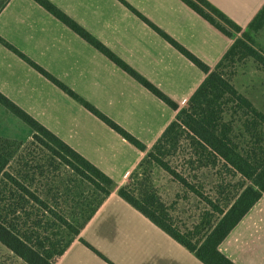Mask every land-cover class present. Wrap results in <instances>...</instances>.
Instances as JSON below:
<instances>
[{"label": "crops", "instance_id": "0c3cea01", "mask_svg": "<svg viewBox=\"0 0 264 264\" xmlns=\"http://www.w3.org/2000/svg\"><path fill=\"white\" fill-rule=\"evenodd\" d=\"M48 1L179 108L187 105L205 74L154 27L210 68L233 43V37L181 0ZM207 1L239 25L241 32L248 31L264 53V24L256 31L249 28L264 9V0ZM0 38L137 138L146 150L175 119L177 111L34 0L6 3L0 11ZM0 92L115 185L54 264H203L117 195L116 189L126 182L145 151L126 141L1 41ZM218 249L234 264H264V192Z\"/></svg>", "mask_w": 264, "mask_h": 264}, {"label": "trees", "instance_id": "16d2710c", "mask_svg": "<svg viewBox=\"0 0 264 264\" xmlns=\"http://www.w3.org/2000/svg\"><path fill=\"white\" fill-rule=\"evenodd\" d=\"M8 1L0 0V11ZM34 1L177 111L175 119L146 150L145 145L137 138L0 38L5 46L26 59L69 95L81 101L85 108L126 141L145 151L144 157L128 174L126 182L116 189L117 195L194 253L203 264H234L219 251L218 245L264 192V113L236 89L231 75L224 71L227 62H233L238 57L251 56L264 72V53L254 48L255 43L249 32H241L239 25L207 0H181L220 32L233 37L229 49L210 68L152 25L205 74L204 80L190 96L187 105L179 108L176 102L123 63L50 1ZM263 24L264 9L254 18L249 28L256 31ZM239 32L241 35L237 36ZM0 105L30 127L33 140L49 152L46 159L49 166L58 159L71 168L79 178V183L86 182L96 191V197L92 201L80 203V210L71 218L53 213L61 222L57 227L62 232L54 233L53 221L46 222L43 233L33 228L21 229L18 227V212L27 215L25 210L29 202L46 205L28 187L31 184L29 179L32 180L35 173L28 175L29 178L26 176L19 179L6 171L11 160L18 154L21 143L0 136V243L26 264H54L114 190V182L1 92ZM27 157H22L24 164L31 162ZM38 167L41 168L42 165ZM155 167L167 172L180 186L205 203L206 208L200 215V221L192 227L178 226L175 223L169 207L155 187ZM207 179L213 185L204 190L203 182Z\"/></svg>", "mask_w": 264, "mask_h": 264}, {"label": "rangeland", "instance_id": "374dc122", "mask_svg": "<svg viewBox=\"0 0 264 264\" xmlns=\"http://www.w3.org/2000/svg\"><path fill=\"white\" fill-rule=\"evenodd\" d=\"M254 48L261 53L263 52L257 44H254ZM18 57L31 68L33 67L26 59L19 55ZM226 64L224 71L226 74L231 75L236 89L246 96L259 111L264 113V72L257 66L253 57H238L233 62H227ZM33 68L37 70L35 67ZM57 87L59 86L57 85ZM62 91L73 100L81 103V101L72 97L63 89ZM82 106L85 107L83 104ZM0 136L15 139L21 143L18 154L11 160L6 171L19 179H23L26 176L29 178L28 175L35 173L33 179H29L31 184L28 187L43 199L46 205L29 202L25 210L28 214L24 215L23 212H18L17 214L18 227L29 230L33 228L37 229L39 233H43V227L46 226V222L53 221L55 223L54 233L62 232L57 227L61 222L53 213L71 218L80 210V203L92 201L96 197L95 189L86 182L84 184L79 183V178L73 173L71 168L61 163L58 159L54 161L53 165L49 166L46 160L49 152L33 140L30 127L1 105ZM24 156H28L27 159H31V162L24 164V159L22 158ZM38 165H42V167L40 168ZM153 180L157 191L169 207L172 217L178 226L192 227L194 223L200 221V215L206 208L205 203L201 199L180 186L161 168L155 167ZM203 184L204 190L210 189L213 185L209 179L204 180ZM0 264L26 263L0 243Z\"/></svg>", "mask_w": 264, "mask_h": 264}]
</instances>
